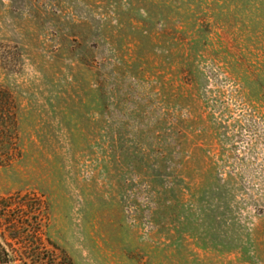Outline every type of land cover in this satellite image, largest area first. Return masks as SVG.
I'll return each mask as SVG.
<instances>
[{"label": "rangeland", "instance_id": "rangeland-1", "mask_svg": "<svg viewBox=\"0 0 264 264\" xmlns=\"http://www.w3.org/2000/svg\"><path fill=\"white\" fill-rule=\"evenodd\" d=\"M0 88V264H264V0H0Z\"/></svg>", "mask_w": 264, "mask_h": 264}, {"label": "trees", "instance_id": "trees-1", "mask_svg": "<svg viewBox=\"0 0 264 264\" xmlns=\"http://www.w3.org/2000/svg\"><path fill=\"white\" fill-rule=\"evenodd\" d=\"M0 104H2V107H1L2 116L0 119H2V122H3V125H2L3 130L2 131L0 130V141H1L3 140L1 138L6 137L7 129H9L7 127H9V125L10 126L15 125V118H14V114L12 113V111L15 109L13 100L10 94L1 88H0ZM5 120L9 121L8 126H7V123H4ZM0 260H1V257H0Z\"/></svg>", "mask_w": 264, "mask_h": 264}]
</instances>
